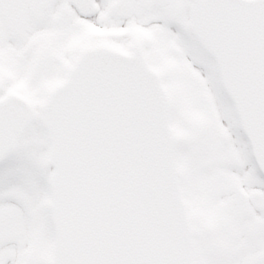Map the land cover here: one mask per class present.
Masks as SVG:
<instances>
[{"label": "snow or ice", "instance_id": "1", "mask_svg": "<svg viewBox=\"0 0 264 264\" xmlns=\"http://www.w3.org/2000/svg\"><path fill=\"white\" fill-rule=\"evenodd\" d=\"M0 264H264V0H0Z\"/></svg>", "mask_w": 264, "mask_h": 264}]
</instances>
